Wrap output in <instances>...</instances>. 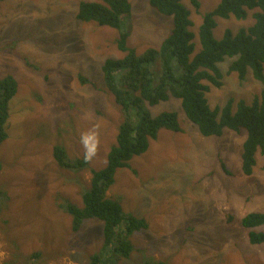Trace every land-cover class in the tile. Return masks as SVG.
Segmentation results:
<instances>
[{
	"label": "rangeland",
	"instance_id": "1",
	"mask_svg": "<svg viewBox=\"0 0 264 264\" xmlns=\"http://www.w3.org/2000/svg\"><path fill=\"white\" fill-rule=\"evenodd\" d=\"M80 1H0V76L11 74L17 81L7 137L0 144V264H88V255L97 254L103 241L101 221L86 219L73 231L61 208L64 200L81 205L90 170L106 165L122 121L101 73L107 57L123 55L116 45L118 31L79 21ZM129 1L127 44L137 52L160 45L170 17L147 0ZM219 1L199 0L196 9L184 0L195 32L201 14ZM251 14L245 20L217 18L214 36L247 26ZM231 60L220 65L222 85L205 94L212 108L230 98L235 108L240 98L249 102L264 88L250 68L244 79L226 73ZM147 109L152 115L176 112L180 129L162 128L145 152L115 172L107 194L147 222L132 235L131 254L116 264H142L143 255L166 264H264V244H251L240 224L244 214L264 208V155L257 154L252 174L246 175L240 165L244 129L203 136L172 96ZM89 131L95 132L97 146L87 169L59 166L53 146L61 143L70 156L84 155L80 137ZM32 254L39 257L26 261Z\"/></svg>",
	"mask_w": 264,
	"mask_h": 264
},
{
	"label": "trees",
	"instance_id": "2",
	"mask_svg": "<svg viewBox=\"0 0 264 264\" xmlns=\"http://www.w3.org/2000/svg\"><path fill=\"white\" fill-rule=\"evenodd\" d=\"M147 1L156 12L170 17L171 28L160 45L149 46L142 52L127 44L132 28L129 0H82L75 15L79 21L116 29V45L123 52L120 57H107L101 65L103 85L122 113L115 143L108 150L106 165L90 170L89 187L81 194V205L69 200L61 204L71 218L73 231L86 219L95 218L102 223V244L97 254L88 255V264H116L127 258L133 251L132 235L147 227L143 218L125 211L107 191L114 183L116 170L145 152L162 128L180 129L176 112L152 115L148 105H156L170 96L178 98L186 117L203 136H220L225 128L236 132L244 129L240 165L246 175L252 174L257 154L264 155V88L249 102L240 98L235 108L233 98L212 108L205 95L211 86L222 85L220 65L227 59L232 60L226 73L235 72L244 79L250 68L254 78L264 83V0H220L212 10L201 14L197 32L193 30L190 9L184 0ZM190 2L198 9L199 0ZM250 11L252 23L236 31L226 28L219 39L214 36L217 18L245 20ZM80 80L88 82L83 77ZM16 91L17 81L11 74L0 76V144L7 137L9 102ZM52 151L55 161L63 168L80 171L89 165L84 155L70 156L61 143L55 144ZM240 224L247 229L251 244H264V208L244 214ZM38 257L32 254L26 261ZM142 264L166 263L152 255H143Z\"/></svg>",
	"mask_w": 264,
	"mask_h": 264
},
{
	"label": "clouds",
	"instance_id": "3",
	"mask_svg": "<svg viewBox=\"0 0 264 264\" xmlns=\"http://www.w3.org/2000/svg\"><path fill=\"white\" fill-rule=\"evenodd\" d=\"M80 142L84 149V158L87 160L95 153L96 150L97 142L95 132L89 131L81 134Z\"/></svg>",
	"mask_w": 264,
	"mask_h": 264
}]
</instances>
